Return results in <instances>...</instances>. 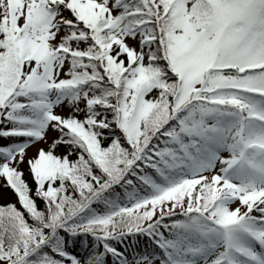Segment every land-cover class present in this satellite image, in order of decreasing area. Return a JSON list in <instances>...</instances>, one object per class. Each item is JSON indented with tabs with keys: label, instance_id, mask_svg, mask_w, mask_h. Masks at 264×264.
I'll return each instance as SVG.
<instances>
[{
	"label": "snow or ice",
	"instance_id": "obj_1",
	"mask_svg": "<svg viewBox=\"0 0 264 264\" xmlns=\"http://www.w3.org/2000/svg\"><path fill=\"white\" fill-rule=\"evenodd\" d=\"M0 264H264V0H0Z\"/></svg>",
	"mask_w": 264,
	"mask_h": 264
},
{
	"label": "rangeland",
	"instance_id": "obj_2",
	"mask_svg": "<svg viewBox=\"0 0 264 264\" xmlns=\"http://www.w3.org/2000/svg\"><path fill=\"white\" fill-rule=\"evenodd\" d=\"M8 199H12V196H11V194H8V197H7Z\"/></svg>",
	"mask_w": 264,
	"mask_h": 264
}]
</instances>
